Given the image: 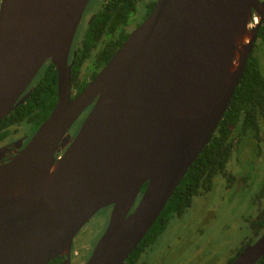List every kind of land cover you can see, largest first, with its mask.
<instances>
[{
  "label": "water",
  "instance_id": "95a60500",
  "mask_svg": "<svg viewBox=\"0 0 264 264\" xmlns=\"http://www.w3.org/2000/svg\"><path fill=\"white\" fill-rule=\"evenodd\" d=\"M90 1L0 0V123L48 62L58 91L24 147L0 146V264H72L75 237L108 207L85 264H124L218 128L264 20V0H156L74 97L69 58ZM263 256L264 232L231 264Z\"/></svg>",
  "mask_w": 264,
  "mask_h": 264
},
{
  "label": "trees",
  "instance_id": "16d2710c",
  "mask_svg": "<svg viewBox=\"0 0 264 264\" xmlns=\"http://www.w3.org/2000/svg\"><path fill=\"white\" fill-rule=\"evenodd\" d=\"M142 1L147 4L146 19L156 0H104L85 29L78 31L69 58L74 97L85 89L126 42L134 30L129 27ZM258 40L264 42V20ZM88 62L90 71L82 74ZM23 96H27L25 101L16 105L0 123V146H5L6 140L17 134L22 124L32 128L34 135L55 108L58 98L57 70L51 62L43 66ZM248 134L255 140L258 154L264 156V73L260 59L254 52L211 140L189 168L157 221L124 264H139L144 249L164 234L171 218L181 217L196 197L212 191L217 175L230 176L228 163L241 138ZM232 177L230 179L234 180ZM146 187L142 188V192ZM260 197L264 200V186ZM259 218L256 222L258 236L264 232V207ZM49 264H63V260L58 257ZM257 264H264V256Z\"/></svg>",
  "mask_w": 264,
  "mask_h": 264
},
{
  "label": "rangeland",
  "instance_id": "374dc122",
  "mask_svg": "<svg viewBox=\"0 0 264 264\" xmlns=\"http://www.w3.org/2000/svg\"><path fill=\"white\" fill-rule=\"evenodd\" d=\"M103 2L104 0L90 1L79 32L85 29L87 26L86 21L94 16ZM146 5V1L139 3L138 10L129 28L135 30L137 25L144 21L147 11ZM253 52L260 59L264 73V42L257 40ZM88 64L89 62L85 64L82 74L88 72ZM83 117L81 116L69 131L68 140L72 138V135L80 126ZM33 133L32 128L22 124L18 133L6 140L5 144L27 141L33 136ZM228 164V172L235 176H239L244 170L243 175H247L249 171L254 170L248 182V187L245 188V185L240 186V182L227 190L225 177L221 174L217 175L212 191L204 196L196 197L192 206L181 217L171 218L166 231L158 239V243L168 242L173 245L177 242L176 228L186 224L194 225L191 233L179 241L180 247L187 250L180 264H224L233 251L237 249L239 243L244 238L251 237V228L249 221H247L253 216L254 211L252 209L248 210L250 192L257 189L264 181V156L258 154L257 145L251 135L248 134L241 138L236 152L232 155ZM255 181L258 182V186H256ZM106 212L105 209L99 211L75 237L74 248L80 251V257H82H77L76 260L84 259V261H87L90 258L94 246L109 223L110 215Z\"/></svg>",
  "mask_w": 264,
  "mask_h": 264
},
{
  "label": "flooded vegetation",
  "instance_id": "af4514ba",
  "mask_svg": "<svg viewBox=\"0 0 264 264\" xmlns=\"http://www.w3.org/2000/svg\"><path fill=\"white\" fill-rule=\"evenodd\" d=\"M91 19L92 18L90 17L86 21V23L88 24V22ZM78 31H79V29H78ZM74 42H75V40H74ZM73 45H74V43H73ZM92 107H93V105L90 106L88 109H86L83 112V114L81 115V116H84L83 120H82L80 126L75 131V133L72 135V138L70 139V141L67 143L66 146L63 147L64 150H66L68 148V146L70 145V142L76 137L77 133L79 132V130L81 128L82 123L84 122L87 115L90 113ZM29 140L23 141V147L28 143ZM11 143H13V142H11ZM11 143H9V144H11ZM260 160H261V158H260ZM253 172H254V170H251V171H249V174L243 175V173H245V170H244V171H242V173L239 176H235V175L230 174L229 177H225L226 189L230 190L231 187L236 186V183H240V182L242 183V184L240 183V186L245 185V188H247L248 182H249L250 177H251ZM231 175L234 176V180L230 179L232 177ZM255 184H256V186H258L257 181H255ZM263 186H264V181H263V184H261L257 189L250 192V201H249L250 205H249L248 210L252 209L254 211H253V216H251L250 219H247V221H249V225L251 228V237L244 238L239 243V245L237 246V249L235 251H233L231 256L227 259V261L224 264H231L247 246L253 244L262 235L261 234L260 236H258V226L256 225V222L258 220H260L259 214L264 207V200H263V198L260 197V191H261ZM143 193L144 192L141 191V194H140L134 208L131 210V212L134 211V209H135L136 205L138 204V202L140 201ZM112 209H113V207L105 208V210L107 211L106 214H109L111 216ZM109 220H110V218H109ZM193 226H194L193 224H186V225H183L181 227L176 228L175 232L177 235V238H176L177 242L173 245L169 244L168 242L158 243V241H159L158 240L159 238H158L153 244L147 246L144 249L139 264H180V262L183 260L184 253L187 250L180 247L179 241H181L184 236L191 233ZM80 256H81L80 251L76 250L73 247L72 252H71L72 264H85L86 261H84V259L76 260V258L77 257L79 258ZM80 258H82V257H80Z\"/></svg>",
  "mask_w": 264,
  "mask_h": 264
}]
</instances>
